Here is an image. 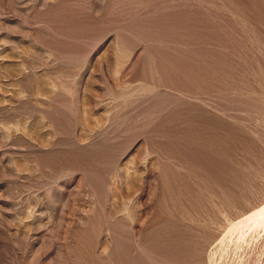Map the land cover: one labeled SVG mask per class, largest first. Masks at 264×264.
Returning <instances> with one entry per match:
<instances>
[{"label":"rangeland","instance_id":"1","mask_svg":"<svg viewBox=\"0 0 264 264\" xmlns=\"http://www.w3.org/2000/svg\"><path fill=\"white\" fill-rule=\"evenodd\" d=\"M0 264H264V0H0Z\"/></svg>","mask_w":264,"mask_h":264}]
</instances>
